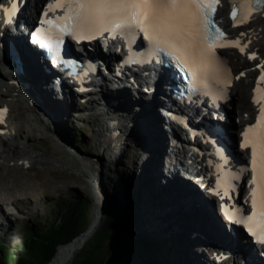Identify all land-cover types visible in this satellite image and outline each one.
I'll use <instances>...</instances> for the list:
<instances>
[{"label":"bare ground","instance_id":"bare-ground-1","mask_svg":"<svg viewBox=\"0 0 264 264\" xmlns=\"http://www.w3.org/2000/svg\"><path fill=\"white\" fill-rule=\"evenodd\" d=\"M6 1L7 0H0V4L5 3ZM229 15L230 9H228V0H223L221 10L219 12V21L223 26L228 29L230 35L229 38H231L232 41L239 40L241 46L246 49L245 52H254L260 54V57L259 59H257L256 63L264 64V10L255 13L254 18L247 25L240 28L231 27ZM11 32H16V30H11ZM18 42V44L20 45L23 44L20 40H18ZM21 55L23 57L22 60L25 73H17L23 78L27 86V90L25 91L27 92V94L25 96L23 95V97H26L27 104L24 106L21 103V100L19 101V99L16 97L17 95L15 94V92L18 90L17 86L14 85L13 87V85L11 86L10 84H8L13 79V77L11 76L12 71H10V63L5 62V53L3 54V57L0 56V77L5 79L2 80L0 78V87L2 89L3 87H7V89L5 88L3 89V91H0V104H2L0 106H6L9 110V115L6 121L4 122L2 127H0V129L4 131L3 133H1L0 136L1 158L3 155L2 162L0 161V214H2L1 218L2 216L8 218V213L12 211L10 209V205H13L15 208L18 209V211H20V204L18 205L17 200L21 197V195L27 192L35 193L33 195H37V190L41 187V184L46 183L44 180L45 169L38 170L32 176H25L23 174V167L26 164H29V168L34 167V164L27 157V152L24 151L25 148L23 147V150H21V140H23V138H27L28 140H30L32 136L39 132H42L43 127H47L51 121L55 124L60 122L62 113H65L66 111L65 106L69 108H74L75 106H77L78 108H83L78 103L77 99L71 97L69 91H58L54 93V91L51 90L49 86L50 77L49 75L41 73L39 63L32 61L30 58H27L24 52ZM7 64H9V66ZM240 66L242 67L237 72L239 74L240 72L244 71V69L249 68V66L245 64H240L238 68ZM2 68H4L6 72H3ZM7 68H9V70H7ZM15 69H17V67ZM252 74L253 71L251 70L248 72V75L245 78L251 79ZM161 75H164V73H161ZM242 79L243 77L239 78V81L236 84V88L233 89L231 92L232 102H234L235 105L234 111L232 112L235 114L233 121L239 126L251 122V118L253 117V115L249 113L250 110L253 109V107H251V105H247L246 102H244V99L246 101L248 100L247 96H249L250 94H246L245 97L244 95H241V86L238 85ZM102 80L103 79H101L98 74H96V81L102 82ZM141 82L145 81L141 80ZM160 83H152L151 79L150 81L147 80L145 85H147L149 89L153 87L149 94H144V92L139 90L136 93L132 92L127 88L122 89L120 93L124 94L122 98H126V96L129 95V98L125 99L127 103L123 104L124 108L122 109H125L124 113L120 117H118L116 114H110L109 112H107L108 114L106 116L104 115L105 117L102 116V113L100 118L97 117L98 120L102 119L101 124L103 125L102 130L104 132L102 139L97 142V144L100 146V149L98 150L97 154H88L86 152H82L76 149L74 145H72V142L66 140V138L61 139L62 143H55L57 147L54 146L56 148L51 149V152H53L54 150L58 151L61 154V158L65 156H70L69 162L71 164V167H78L80 171V177H83L82 175L85 176V179L82 178L80 182L77 179V183L75 184L76 187L80 188L81 182L86 184L88 182L86 178H89L90 183L94 189L95 197L97 198V203L95 205L96 210L93 212L92 220L88 228L83 231L84 233H82L75 240L66 244L59 252L58 256L54 259L52 264H69V262L74 257L75 253L85 245V243L92 237V235L101 225L103 217L105 215L104 211L105 209H109L110 205V203L107 204L109 200H107V194L105 192L106 179H111V182H116V178L120 173L119 171L123 170V172H127L129 171V169H131V171L134 172V170L137 169V166L135 164L130 163V159L128 160V163H126V160H124L126 150L130 147V145L132 146L134 144L142 149L148 146L149 150H153L154 152L156 151L154 157L151 154H147V156L143 155L142 159H144V162L146 163L142 164L141 166H138V178L140 179L143 185L147 186V183L151 182L153 186L161 187V185H166V187H168L169 189L171 187L170 185H176L174 189L169 191L167 194V197L170 200L169 208L166 209V213H163L165 214V217L161 221V224H163L164 227L167 228L168 232H171L173 227L176 231H178V233H183L182 231H185V233H190L191 230L200 231L201 234L203 233L212 239H216L217 241L223 242L225 246H231V248L236 249H243V243L239 244L235 243V241L233 240L229 241L227 237L223 236V234L221 233V229L219 228V210L215 211V206L213 204L210 206V203L208 204L205 199L202 198V196L205 198H207V196H201V193L198 190V186V189H196L191 185L194 184L196 186L198 184H196L193 180H191V183H188L182 181L181 179H176L174 176L171 177V170L167 169L168 166L166 168L167 163L164 161V157L166 156V154L169 156L170 152L166 149L167 146L165 147V145H167L168 143L167 139H170L172 136L171 131L169 129L171 120H167L166 111H169L171 109L170 107L172 105V101L169 93L165 90V88L161 87L162 80ZM104 85L105 87L95 89V92H93V94L97 95L98 97L96 96L92 97L91 99H86V103L85 105H83L84 107L88 106L89 103V106L95 105V103L100 102L101 98H109L111 100L116 98L112 96L114 92H117V88L109 86L110 89L107 90L108 83L107 86L106 83H104ZM87 86L97 87L98 83L95 85L88 84ZM105 90H107V92H105ZM109 90H111L112 92H110ZM71 91H74V89H71ZM130 92L134 97L132 95L130 97ZM109 94H111L110 97H108ZM143 96H151L148 101L149 107H146V109L148 108L150 111L152 108L155 109V105H158V113L155 112L154 115H152V113L146 114L144 109L143 112H141L140 109L138 110L139 114L145 113L147 117H141L140 121L134 123L132 122L134 120V118H132L134 115L130 113H132V111H134V109L138 108L139 106H134L132 104L133 101L130 100L136 98L140 99ZM29 100L32 101V104H28ZM243 105H245L248 110L243 111L241 109ZM93 108L91 110H93ZM12 111H15V113L19 115L20 120L14 119V113ZM88 115V118L95 117V115L92 116L90 115V113H88ZM187 136L185 135V137ZM9 142H11V144H8ZM169 142H171V140ZM32 145L33 147H36L34 142L32 143ZM170 145H173V141L169 143V146ZM102 150H107V154L109 155H105V157L103 154L101 155ZM175 151L177 154V158L178 156L181 157L184 154L188 157L192 156L189 153V150H185L184 148H178ZM162 153L163 155H161ZM14 156H16L20 160H23L21 162L22 167L18 164L20 162L14 165L12 164L10 166L5 163V161H11ZM76 156L78 159L76 158ZM160 158H162V161L160 160ZM196 158H198V165L203 163L202 158H200L199 156H197ZM39 160L43 163L48 164V162L40 158ZM172 163L173 160L171 161L169 168L171 167ZM76 177L77 176H72L70 177V179L72 181H75ZM181 178L189 179L188 176L185 175H181ZM87 184L89 185V182ZM72 186V184H67V187ZM123 186H127V184ZM141 186L142 185L140 184V187ZM73 188L75 187L73 186ZM135 189V185H129L127 190H124V192L128 195H133L134 197H137L136 195L138 193ZM100 195H102L104 199H101L102 197ZM101 204H107V206L103 207ZM4 206L6 207L5 210H3ZM168 215L169 217H167ZM3 223L4 222L2 220L1 224ZM132 231L133 230H131L130 232ZM205 238L207 237H203V235L199 236L198 247H200L201 249L206 245L210 246V244L207 243V240ZM208 240L213 242V240L211 239ZM203 253L205 254L203 255L201 252L197 251L192 252L191 255L193 256V259L191 257H189V259L186 258L185 264H216L212 256L206 254V251H204ZM188 254L190 256L189 249L186 250L185 257ZM127 255L128 253H125L124 255H121L119 258H117L118 264H120L121 260ZM221 264L236 263L232 261V258H230L228 260H224V262H222Z\"/></svg>","mask_w":264,"mask_h":264},{"label":"snow or ice","instance_id":"snow-or-ice-1","mask_svg":"<svg viewBox=\"0 0 264 264\" xmlns=\"http://www.w3.org/2000/svg\"><path fill=\"white\" fill-rule=\"evenodd\" d=\"M260 3L264 0H246L242 6V18H238L237 10L233 8V21L245 22L254 5ZM220 4L221 0H54L47 5L40 20L41 27L35 29L32 40L60 57L66 38L77 42L91 41L107 33L108 38H121L127 42L129 62H147V59H138L133 49L142 36L148 47L139 56L151 58L166 54L190 74L192 87H207L210 77L226 89L231 84L230 70L216 51L225 47V32L216 22ZM58 9L63 15L49 18V12L55 13ZM3 10L7 22L11 23L13 15L19 11L18 2ZM231 43L244 51L239 40ZM251 58L255 59V54ZM260 68L264 72V64ZM259 79L264 82V75ZM255 92L254 103L259 106V115L256 122L242 133L241 143V148L251 150V159L240 173L234 174L225 167L229 163L228 157L218 153L223 163L216 165L218 179L211 191L221 200L230 199L236 187L234 180L250 172L249 191L245 198L250 211L244 206L224 204L223 212L228 221L243 225L251 236L264 243V88L258 84ZM6 111L0 110V122Z\"/></svg>","mask_w":264,"mask_h":264},{"label":"rangeland","instance_id":"rangeland-1","mask_svg":"<svg viewBox=\"0 0 264 264\" xmlns=\"http://www.w3.org/2000/svg\"><path fill=\"white\" fill-rule=\"evenodd\" d=\"M230 54L233 62H235L236 55L232 53ZM235 66H237L238 68L239 65H235ZM2 71L6 72L4 68H2ZM19 77L23 79L21 76ZM0 78L2 80H5L2 77ZM247 83L249 84L250 81L244 80L242 82L241 80V82H239L238 84L239 86H241V91H242L241 95H244V97L246 96V94L247 95L250 94V85H247ZM8 84L12 86L13 82L10 81ZM5 88L7 89V87ZM5 88L3 87V89ZM3 89L0 87V91L1 90L3 91ZM109 91L112 92L111 90ZM15 94L17 95L16 97L19 99V101L21 100L23 106L27 104L26 97L20 96L21 92L19 91V88L15 92ZM129 94L131 97L132 93L130 92ZM110 95L111 94H109L108 97H110ZM123 95L124 94H120V93L116 94V92H114L112 97H116V98L112 100L109 98H105L102 99L103 101H101L100 99V102L95 103V105L93 106H89L90 105L89 103L88 106L84 107L79 103L83 108H78L77 106H75L74 108L72 107L69 108L65 106L66 111L65 113H62L60 122L55 124L51 121L47 127L45 126L43 127L42 132L35 134L30 138V140H28L27 138H23V140H21L22 141L20 143L21 150H23L22 149L23 147L25 148L24 151L27 152V157L34 164V167L32 168L23 167L24 169L23 174L25 176L26 175L32 176L38 170L45 169L44 180L46 183L44 182L45 184H41V187L37 190L38 191L37 195H33L35 193H30V192L21 195V197L17 200L18 205L20 204L19 205L20 211H18V209L15 208L13 205H10V209L12 211L8 213V218L3 216L1 218L2 214H0V224L2 220L4 222L3 224L0 225L1 244L5 245L9 250L13 252L17 251L25 238V231H24L25 227L34 225L35 223L38 222V220L45 219L46 217L55 219L58 213L61 211V207L64 205V202L71 201L72 199H76L77 197L83 198V200L86 201V203L90 206L88 213L89 224H90L92 220L93 212L96 210L95 205L97 203L96 201L97 198L95 197L94 189L89 181V178H86L87 181L89 182V185L87 184L88 182L86 184L81 182L80 188L79 187L77 188L75 185L77 183V179L80 182L82 178L85 179V176L82 175L83 177H80V171L78 167L77 168L71 167V164L69 162L70 156H65L61 158V154L58 151L54 150L53 152H51L52 151L51 149L57 147L55 143L57 142L62 143L61 139L66 138V140L72 142V145H74L76 149L82 152H86L88 154H94V155L97 154L98 150L100 149V146L97 144V142H99V140L102 139L104 135V132L102 130L103 125L101 124L102 119L98 120L97 117L100 118L101 113L102 116L105 117L108 114L107 112H109L110 114L111 113L116 114L118 117H120L125 111V109H122L124 108L123 104L127 103L125 99L129 98L128 97L129 95L127 94H126L127 95L126 98H122ZM150 97L151 96H143L140 99L136 98L130 100L133 101L132 104L134 106L136 105L139 106L138 108L134 109V111L137 112L132 111V113H130L134 115L132 117L134 118L132 122L137 123L138 121H140L141 117L143 118L147 117L145 113L139 114L138 110L140 109L141 112L145 110L146 114L152 113V115H154L155 112L158 113L157 112L158 105H155V109L152 108L150 111L148 108L146 109V107H149L148 101ZM247 99H248L247 101L244 99V102L250 105L251 103L249 102V96H247ZM30 102L28 101V104ZM92 108L93 110H91ZM12 112L14 113L13 114L14 119L20 120L19 115L16 114L15 111ZM88 113H90V115L92 116L95 115V117L88 118L89 116ZM68 122L71 123L74 128L83 130V135H81L79 141H76L73 137H70L69 132L65 129V125ZM167 140L168 143L167 145H165V147L167 146L166 149L170 150L169 148L171 147V145L169 146V143L171 142H169L170 141L169 138ZM33 142L36 145V147H33L32 145ZM77 143H79L80 145H78ZM8 144H11V142H9ZM107 153H108L107 150L106 151L102 150L101 155L103 154L105 157V155H109ZM147 154L148 155L151 154L154 157L156 151L154 152L153 150H149L148 146L142 149L137 147L135 144L132 146L130 145V147L126 150V153L124 155V160H126L125 162L128 163V160L130 159L131 160L130 163L135 164L137 166L136 167L137 169L134 170V172L131 171V169H129V171L127 172H123V170L119 171L120 173L116 178L117 179L116 182H111V179H106V183H105L106 186L105 185L104 186L106 187L105 192L107 194L106 195L107 200H109L107 204L110 203L109 211L107 214H112L109 215V217L112 218H114L113 215L115 214L116 217H120L123 220L126 219L132 220L133 231L131 232V244H133L137 238H140L142 236L153 235V237L155 236L156 240L163 243L164 245L161 255L163 260H165L164 264H183V263L185 264L186 258L189 259V257H191L193 259V256L191 255L192 252L197 251V252H201L203 255L205 254L203 253L204 250L198 247V239L200 235H203L208 239L213 240L214 242H220V241H217L216 239H212L203 233L201 234L200 231L191 230L190 233L188 232L185 233V231H182L183 233H178V231H176L173 227L171 232H168L167 228H165L164 225L161 224L162 219L165 217V214L163 213H166V209L169 208L170 200L168 199L167 194L169 191L173 190L176 185L175 184L170 185L171 187L169 186L170 187L169 189L168 187H166V185L163 186L161 185V187L153 186L151 182H148L146 186L141 183L140 179L138 178L139 176L138 166H141L142 164L146 163L142 158L143 155L147 156ZM161 155H163V153ZM2 158L0 156L1 162H2ZM39 158L48 162V164L41 162ZM59 158L62 160H60ZM160 160L162 161V158H160ZM18 162H20V159H18L16 156H14L13 159H11V161H5V163L9 166L12 164L13 165L17 164ZM18 164L22 167L21 162ZM72 176H77L75 181H72L70 179V177ZM124 183L127 184V186H123L125 185ZM67 184L70 185L72 184L76 189L73 188V186L67 187ZM140 184L142 185L141 187ZM129 185L136 186L135 190H137L136 192L138 194L136 196L138 198L134 197L133 195H128L124 192V190H127ZM197 186L198 185H196V187ZM136 198L137 200L139 199L141 203L138 209L140 211L138 212L142 214V217L141 216L138 217V215L136 216L135 214L130 213V206H126L132 203V200ZM115 207H127L128 212L126 215L123 212L122 213L120 212V214L118 215L116 211L114 212ZM3 208H4L3 210L6 209L5 206ZM107 214L104 215V218L107 216ZM167 217H169V215ZM99 228L100 226L98 227L96 232L99 230ZM96 232L85 243V245L75 253V255L76 254L77 255L74 262L73 259L75 256L72 258L69 264H81L84 258H86V256L88 255V251L84 249V247L92 240ZM194 233H196V235L193 236ZM102 235H103V230L99 231L94 241L91 242V246L94 245L96 241L100 240ZM131 244L130 246H132ZM187 249L190 250V256L188 254L185 257V252ZM130 250L131 253L125 256L121 260L120 264H131V263L150 264V260L148 259V257L143 256L138 251L134 252L132 250V247L130 248ZM110 260L111 258L109 256L107 258L106 264H108Z\"/></svg>","mask_w":264,"mask_h":264},{"label":"trees","instance_id":"trees-1","mask_svg":"<svg viewBox=\"0 0 264 264\" xmlns=\"http://www.w3.org/2000/svg\"><path fill=\"white\" fill-rule=\"evenodd\" d=\"M65 129L69 132L70 137L76 141H79L83 135V130L74 128L69 122L66 123ZM140 204L139 199H134L132 203L126 206H130V213L142 217V214L138 212L140 211L138 210ZM89 208L90 206L81 197L65 201L55 219L46 217L38 220L34 225L24 228L25 238L17 251L13 252L0 243V264H52L62 248L88 228ZM115 211L118 214L123 212L126 215L128 208L115 207ZM109 215L112 214H107L95 236L84 247L88 251V255L81 264H106L113 246L120 240V228L114 218L109 217ZM101 230H103L102 237L91 246V242ZM131 245L134 252L138 251L143 256L148 257L150 264L165 263L161 257L164 245L156 240L153 235L137 238ZM76 255H74L73 262Z\"/></svg>","mask_w":264,"mask_h":264},{"label":"water","instance_id":"water-1","mask_svg":"<svg viewBox=\"0 0 264 264\" xmlns=\"http://www.w3.org/2000/svg\"><path fill=\"white\" fill-rule=\"evenodd\" d=\"M22 161L23 160H20V162H22ZM24 167L29 168V164H26ZM89 181H90V179H89ZM100 196L102 197V195H100ZM101 199H104V197H102ZM104 204H101V205L103 207H106L107 204L106 205H104ZM108 211H109V209H105L104 214L106 215L108 213ZM113 217L117 223V226H119V228H120L121 234H120V240L113 246V250H112L111 255H110L111 260L109 261L108 264H118L117 258H119L121 255H124L125 253H128V255L131 253V250H130V248H131V246H130V244H131V232L130 231L132 230V226H133L132 220H128V219L123 220L120 217H116L115 214L113 215Z\"/></svg>","mask_w":264,"mask_h":264}]
</instances>
